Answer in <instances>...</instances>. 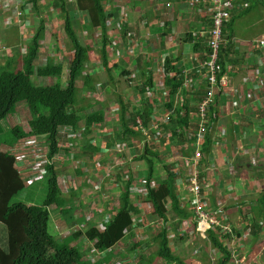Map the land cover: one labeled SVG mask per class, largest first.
I'll use <instances>...</instances> for the list:
<instances>
[{
  "label": "trees",
  "instance_id": "1",
  "mask_svg": "<svg viewBox=\"0 0 264 264\" xmlns=\"http://www.w3.org/2000/svg\"><path fill=\"white\" fill-rule=\"evenodd\" d=\"M104 3L105 0H75L77 13L84 14L87 19L86 24L82 26L83 29L92 35H95V32L99 34L100 42L96 52L100 59L101 69L107 74L109 81L112 83V71L118 68L117 64L109 66L111 40L108 24L113 18V13L106 11ZM28 4L36 13L44 9L41 5H38V0H29ZM52 6L57 9L62 18L63 31L71 46L66 86L60 84L63 67L59 63L56 64L54 59H47L45 64L36 66L41 44L45 40L46 27L42 18H39L38 27L31 38L27 39L29 41L24 53L19 51L16 46L14 48V58L7 57L5 66L0 68V136L2 134L1 122L8 116H15L18 112V106L23 105L30 117L28 121L29 132L26 134L20 124L10 129L9 134L13 136V140L10 142L9 148H14L27 135L45 140L46 145H42V148H45L44 174L42 177L45 176L47 189L41 205L12 203V199L24 191L28 185L26 182L29 181L22 180L20 173L16 170V158L9 152L0 150V224L7 231V252L0 250V264H121L128 259L129 253L135 252L137 249H139L138 264H156L157 262V264H187L172 251L170 245L172 239L166 228L168 217L171 216L173 221L181 224L188 219L194 221L197 219L195 210L198 206L210 214L215 211L227 212L223 207L210 206L207 193L203 194L204 199H202L200 205L195 204L193 210H190L183 205L182 201L186 198L185 195L181 196L179 188L181 181L187 179L185 190L190 195L191 175L197 173L198 184L202 186V192L205 193L202 184L204 177H200V168L207 164L211 137L209 138L206 132L201 146V157L196 163L194 158L196 139L191 138L190 134H197L198 105L207 93V83H202L197 91L195 89L190 92L183 89L184 73L178 66L181 58L173 59L169 55L163 56V52H165L164 40L171 35L169 24L164 23L162 28L158 27L150 31L152 36L157 37L156 44L159 45L161 51L159 59L162 61L163 74L160 76V90L165 97V103L162 107L166 118L164 117L163 123L157 121L155 116L157 101H152L156 99L155 91L157 87L156 75L152 73L155 58L152 55H144L143 58L137 56L135 67L141 79V83L137 87L140 98L137 100V107L129 106L127 102L125 103L121 99L118 100L120 134H118L117 140L118 146L128 144L133 140L142 143L143 149L139 156L135 158L136 161L145 163L147 170L142 172L139 181L129 175L126 178L124 187H122L120 200H118L119 204H114L111 208H104L105 210L99 207L96 210L97 216L94 217L89 214V222L85 226L88 218L85 215L79 217L74 215L77 208L86 209L83 206L85 204L79 200V193L75 192L73 187L70 186L74 180L70 176L64 181L68 183L64 187H67L71 192L67 197L62 194L57 182L61 174L66 175L71 172H68V170L60 172L64 165V159L60 154L61 150L65 148L61 145L59 131L62 127H68L74 131L79 130L81 137L85 136L82 146L78 150V155L75 157L77 161L74 162L75 167L82 165L79 168L80 171H77L76 174L83 178L87 172L84 166L86 163H83V161L78 162V158L82 154V157L92 159L95 154L100 153V149L94 146L95 138L92 135V130L105 123V112L97 110L86 115L85 110L89 105L77 109L79 104L84 101L79 96L81 89L76 86L77 81L82 82V90H95L94 75L88 72L85 75L83 74L86 65L90 61L91 47L80 41L76 29L79 27V23L74 19L75 14L73 16L68 11L67 0H54ZM233 7L231 19L223 27L222 43L217 62L218 81L223 75H226V68L229 64L235 66L231 52L235 48L234 28L238 21L243 20L252 13L255 16L264 15V0H234ZM132 8L133 10L136 9L135 7ZM128 36L130 35H125V37ZM146 36L150 37L149 34ZM135 37L136 34H134ZM187 38L190 41L192 40L190 34H187ZM262 38L264 36L256 41ZM135 39H139V37ZM208 39L209 31L207 50L204 49L205 56L210 54ZM195 45H197L195 50L200 51V42L196 41ZM8 47H10V44H8ZM5 49L4 45L3 50ZM19 56H22V66L18 69L17 65L15 66V61ZM121 75L129 78L131 73L126 70ZM33 77L40 79L55 78L57 82L52 86L37 85L33 82ZM219 94H222V91ZM191 97L196 98V100L190 99ZM137 118L141 120L142 128L136 125ZM152 136H154V141L150 138ZM63 141H66V139L63 138ZM152 142L154 145L162 144L167 151H170V148L173 147V149H178L181 152L175 160L184 158L187 159L184 166L191 165L187 167V175L184 174L185 178L180 169L177 171L176 168H173V165L164 164L163 152L154 150ZM111 143L104 141L101 146L109 149ZM131 150L135 154L139 149L131 147ZM160 153L163 154V158ZM164 153L167 155L170 152ZM56 156H59L61 161H56ZM52 160H54V164ZM156 162L163 164L165 176L162 179L156 176ZM120 165L123 166L124 163ZM123 168L125 167L123 166ZM25 174L27 176V173ZM120 175L119 173L118 177ZM134 182L135 186H133ZM138 190L145 191V194L141 195L142 204L149 205L152 208L150 216L152 223H161L156 229V235L152 238L151 246H156V248L151 257L144 256V249L148 247L147 238L144 236L143 240L137 241V236H134L135 229L142 227L139 222H136L140 210L131 200L133 195L141 194H138ZM89 197L87 196L85 199L95 200L97 202L95 204H98V206L105 203L107 205V201H109L108 199L105 200L104 195L100 194L97 199ZM81 200H83L82 196ZM53 206L60 211L67 224L74 223L75 229H79L80 226L84 227L64 239H60L58 235L57 237L50 235L48 232L51 217L50 208ZM246 214H249V212ZM257 214V219L252 217L249 223L245 222L248 225L245 226L246 229L253 227L255 223L258 225V219L264 217V194L260 198ZM225 223L231 228L237 241L235 249H228V239L232 240V238L223 236L221 231L208 227L202 232L210 250L219 255L215 264H235V259L246 264L242 259L245 234L242 229L232 226L229 216L226 217ZM191 225L193 230L198 229L196 224ZM260 230V226H257L256 232ZM253 235L255 236V234ZM128 237L132 242L127 245L125 241ZM180 239H183V237L180 236ZM179 240L176 242H179ZM82 243H84L83 245L89 243L93 247L95 253L92 255V261L84 259ZM124 249L128 251V254L124 252ZM130 263L132 264L133 261Z\"/></svg>",
  "mask_w": 264,
  "mask_h": 264
},
{
  "label": "rangeland",
  "instance_id": "2",
  "mask_svg": "<svg viewBox=\"0 0 264 264\" xmlns=\"http://www.w3.org/2000/svg\"><path fill=\"white\" fill-rule=\"evenodd\" d=\"M54 0H38V5H41L43 10L39 13L28 5L29 0H25L24 9L22 11L24 13V18L27 21V25L29 27V36L31 37L35 32L36 28L39 24V18H42L45 22V40L41 44V50L38 55V59L36 60V66H40L45 64L47 59H54L55 63H60L63 67V73L60 80V84L66 86L67 76H68V62L71 56L70 53V42L64 34L63 28L64 24L60 14L57 9L52 6ZM132 1V0H131ZM163 3L166 0H162ZM127 0H105V9L108 13H113V18L109 21V35L111 38V47L109 48V66L118 65V68L112 71L113 82L111 83L107 77V74L103 72L100 66V59L96 52L97 47L99 45V34L95 32V35L91 33H87L85 29H83V24H86L87 19L86 16L82 13H77L75 0H67V8L68 11L74 16L78 23L79 27H77V32L80 38V41L84 45H89L91 47V52L89 53V64L86 65V69L83 74L91 73L94 75L95 79V90H82V82L77 81L76 86L81 89L80 98H83V102H81L77 109H82L83 107H89L85 110V114H89L91 112H95L97 110H102L105 112V123L101 126H97L93 129L94 132L99 131V137L96 138V144L98 147L102 145V142L108 141L112 142L110 148L103 147L106 152L103 154H99L95 156V160L87 159L82 157V154L78 158V162L85 161L84 165L87 172L85 177H79L76 172L80 171V166L74 163L77 161L75 158L78 155V150H80L82 143L84 141L85 136H80L81 133L79 130H71V129H61L60 131V141L61 145L65 148L61 150L60 156L64 159V165L61 171L70 170V173L61 174L57 180L58 185L62 194L67 197L71 193L69 190H66L64 185H68L67 182H62L63 178L71 176L74 182L70 184L73 187L75 192L79 194V200L82 201L85 205H83L86 209H81L79 207L74 215L79 217L85 215L87 218L91 214L92 216H97V209L100 208H111L114 204L118 205L120 200V194L122 192V187H124L126 178L131 175L133 179L136 181L140 180L142 172L147 170V166L145 163L136 161V156H139L143 147L140 145L139 150L134 154L132 150H128V147L122 152H116V147L118 146L117 136L120 134V125L118 123V113L119 110V99L127 102L129 106L137 107L138 106V98H140V94L138 93L137 87L140 85L139 83V72L135 67V59L137 56L144 57L142 53H149L151 51L150 46L153 45L154 50H158L156 42L153 39H157L154 36L147 35L146 26L141 23V33L139 35L138 24L134 27V24L127 23V19H132V7L131 4H127ZM14 5V3L5 2V6ZM174 5V4H173ZM5 6L0 7V15H3ZM119 11V15H118ZM11 13L5 12L4 16L0 18V68L5 66L7 57L14 58V48L17 46L18 50L24 53L26 50V46L28 44L25 37H21L20 31L21 28L12 23L9 25L6 22V19H9ZM72 16V17H73ZM119 16H122V21L118 19ZM131 16V17H130ZM243 22L239 25V33L244 34L246 30V26L253 21L251 16L245 18ZM4 20V22H3ZM162 23H165V19H161L158 23H152V26L158 25L162 28ZM125 28V29H124ZM135 28V29H134ZM123 30V31H122ZM189 29L180 30L181 34H178L179 37H183ZM32 32V33H31ZM128 37H125V35ZM134 34L139 39L134 38ZM154 37V38H153ZM148 39V40H147ZM252 39V38H251ZM5 40V41H4ZM176 43H179V38ZM10 44V47H8ZM22 44V45H20ZM5 45L6 51H3V46ZM143 45V47H142ZM125 48V51H123ZM144 48V49H143ZM128 49V51H127ZM140 50H143L142 52ZM149 55V54H146ZM22 56L17 58V62L15 61V66L17 65L18 69L22 66ZM129 71L131 73L130 77H124L121 75L123 71ZM152 73L156 75L157 78V87L155 91L156 99L152 101L156 102V118H162L160 120H164L166 116L164 112V108L162 105L165 103V97L162 91L160 90L161 84V75L163 74V66L162 61L159 59V53H157V57L153 61ZM160 79V81H159ZM130 80V81H129ZM33 82L37 85H54L57 80L55 78H46L40 79L38 77H33ZM101 84V85H97ZM186 91H189L185 89ZM159 99V100H158ZM196 100V98H190ZM17 114L15 116H8L4 121L1 122L2 134L0 136V150L2 152H13L18 163H21L27 157L20 152L22 148L29 147V159L25 166H20L19 170L23 177V180L29 181L26 182L28 185L18 195H16L12 199V203H31L32 205H41L45 196H46V181L44 174V163H45V153L42 145H44L43 139H28V137H24L14 146V149H9L10 142L13 140V136L9 134L10 129L14 128L16 125H19L23 128L24 132L27 134L29 132L28 121L30 120L29 114L23 105L18 106ZM166 118V117H165ZM193 119V117H192ZM83 124V122H82ZM190 136H194L193 133ZM63 138L66 141H63ZM154 141V136L150 137ZM140 143L139 141L133 140L128 142L127 145H136ZM153 143V142H152ZM159 143V142H158ZM154 146V150H160L164 154V159L166 165H173L175 169V159L180 156V151L178 149L170 148V151L165 148L162 144L152 145ZM23 151V150H21ZM164 152H170L165 155ZM65 153V154H64ZM163 154L160 153L163 158ZM170 155V157H169ZM66 156V157H65ZM69 158V159H68ZM58 160L61 159L58 156ZM161 160V159H160ZM68 161V162H67ZM67 162V163H65ZM124 163V167L120 164ZM75 167V168H74ZM156 176H159L160 179L164 178L165 172L163 171V164L160 162H156ZM29 169L28 175L25 176L24 172ZM176 170V169H175ZM60 171V170H59ZM60 171V172H61ZM129 172V173H128ZM121 174L118 177V174ZM121 180V182H120ZM36 181V182H34ZM135 186V182L133 183ZM71 190V189H70ZM100 190V191H99ZM138 190L137 196H132V203H134L140 210V215L136 217V222H139L142 227L135 229L134 236H138L139 238H147L148 247L144 249L145 257H151L155 251L156 246H151L152 238L156 235V229L161 223H152L150 216L152 214V208L149 205L142 204L141 195L145 194V191ZM94 192V193H92ZM264 193V192H263ZM104 195L105 200L107 201L104 205L98 206L95 200L88 199L96 198L98 195ZM81 196L83 200H81ZM259 196H252L251 201L255 203L258 200ZM107 206V207H106ZM105 210V209H104ZM50 224H49V234L64 239L68 235L74 234L76 231L81 230L84 226H80L79 229H75V224H71L66 226L58 214L57 209L53 206L50 208ZM264 219V218H263ZM168 223L166 228L170 234L172 241H170V245L174 254L179 255L187 264H215V261L219 258L217 253H214L210 250L207 240L201 235L200 232L192 229L191 223H179L175 222L171 219V216L168 217ZM89 218L87 222H85V226L88 224ZM2 226V225H0ZM2 228L6 229L4 226ZM151 229H153L151 231ZM7 233V231H6ZM3 239L0 240V247L3 249L7 248V238L5 233H3ZM180 236L183 239H180ZM175 237V238H174ZM179 240V242H176ZM191 240V242H190ZM125 244L131 243V239L125 241ZM82 243V250L84 252V259L87 261L92 259V255L95 253L91 244ZM80 245V246H81ZM124 252L128 254V251L124 249ZM139 249L135 252L129 253L128 259L124 260L121 264H136L138 260ZM94 260V259H93ZM247 260V259H246ZM92 261V260H91ZM158 263V262H157ZM156 263V264H157ZM246 263V261H245Z\"/></svg>",
  "mask_w": 264,
  "mask_h": 264
},
{
  "label": "crops",
  "instance_id": "3",
  "mask_svg": "<svg viewBox=\"0 0 264 264\" xmlns=\"http://www.w3.org/2000/svg\"><path fill=\"white\" fill-rule=\"evenodd\" d=\"M5 2L11 3L12 0H3V5ZM21 3L24 6L25 0H21ZM128 3L136 9L132 8V19L128 18L127 23L134 24V27L138 24L139 35H142L141 23L146 26L147 34L152 37L150 31L159 27L152 26V23L165 19L171 35L164 40L163 56L181 58L178 66L184 76L188 75L192 80H198V76L203 72L199 65L207 59L204 49L207 50V36L211 27L210 17L203 8L196 11L190 7L189 0H166L165 3L162 0H127ZM166 4H169V9L166 8ZM253 14L249 15L253 21L246 26L244 34L239 33V25L246 20L245 18L238 21L234 28L235 48L231 56L235 66L229 64L226 68L229 86L215 93L214 103L209 110L211 120L207 134L209 138L211 137L210 154L206 166L200 168V177H204L202 183L205 188L204 194H208L210 206L223 207L229 214L232 226L242 229L245 234L242 259L246 264H264V217L258 219V225L255 223L253 227L245 228L248 226L245 222L249 223L252 217L258 218L259 201L264 194V38L256 41L264 36V15ZM2 16L0 15V18ZM121 17H118L120 21ZM185 29L189 31L183 37H179L180 30ZM187 34H190L191 41ZM153 41L156 42L155 39ZM196 41L200 42V51L195 50ZM158 46V50H154L155 46L151 45V51L142 54L156 58L157 53L161 52ZM220 91L222 94H219ZM92 135L95 138L94 146L100 149V153L96 155L105 153L106 150L102 146L95 145L99 131L92 130ZM141 144L127 147L128 150H131V147L139 149ZM22 154L29 158L26 151ZM96 155L93 156V160L96 159ZM27 158L22 159V166ZM175 162L176 170L180 169L183 176L187 175L185 163L180 160ZM69 177L63 178L62 182ZM186 181L187 179L182 180L179 188L181 196L185 195L187 199ZM252 196H259L255 203L251 201ZM248 212L249 214H246ZM58 214L64 224L69 226L60 211ZM257 226H260L261 230L256 232ZM3 233L7 238L6 229L0 226V240L4 238ZM0 250L7 252V248L0 247Z\"/></svg>",
  "mask_w": 264,
  "mask_h": 264
},
{
  "label": "built area",
  "instance_id": "4",
  "mask_svg": "<svg viewBox=\"0 0 264 264\" xmlns=\"http://www.w3.org/2000/svg\"><path fill=\"white\" fill-rule=\"evenodd\" d=\"M233 2L234 0H190L189 5L191 8L200 11L202 7L203 10L209 15L211 19V28L209 30V39H208V49L210 54L207 55V59L203 61L199 67L203 70L202 73L198 76V80H192L188 75L184 76V85L183 89H187L190 92L199 90L198 88L204 82L207 83L208 89L205 97L198 105L197 113V123L198 131L191 138H195V153L194 158L197 161L201 157V146L204 140L205 134L207 132V126L209 123V110L214 103L215 93L219 90L226 89L229 86V78L227 75H223L220 81H218L219 71L217 68L218 57L220 53V46L222 43V32L223 27L231 19L233 12ZM166 8L169 9V4H166ZM159 123L163 120L156 118ZM136 125L142 128L141 120L139 118L135 121ZM127 148V145L117 146L118 152H123V149ZM181 162L187 163V159L180 158ZM191 165H188L189 167ZM197 173H192L190 179V188L189 192L194 198L196 204L200 205L203 196H202V186L198 184ZM196 218L198 225L201 228L204 227H215L221 230L222 235L232 238L231 244L232 248L237 247V241L234 238L231 228L225 223L226 215L220 211H215L213 213H207L199 206L195 210ZM235 247V248H234ZM235 264H243L240 260L235 259Z\"/></svg>",
  "mask_w": 264,
  "mask_h": 264
},
{
  "label": "clouds",
  "instance_id": "5",
  "mask_svg": "<svg viewBox=\"0 0 264 264\" xmlns=\"http://www.w3.org/2000/svg\"><path fill=\"white\" fill-rule=\"evenodd\" d=\"M189 2H190V0H189ZM11 3H14V5H7V6H5V5H3V0L0 2V7H3V6H5V9H4V13H3V16H4V14H5V12H9V14L11 13V16H10V18L9 19H6V22L9 24V25H11L12 23H14L15 25H17L18 27H20L21 28V31H20V34H21V37H25V38H31L28 34H29V27H28V25H27V21H26V19L24 18V13H23V11H22V3H21V0H12V2ZM29 5V4H28ZM29 6H31V5H29ZM243 8H244V6H243ZM25 12V11H24ZM211 20V19H210ZM3 22H4V20H3ZM211 28V27H210ZM210 30V29H209ZM109 33H110V31H109ZM110 36V35H109ZM110 40H111V38H110ZM111 47V46H110ZM109 47V48H110ZM3 51H6V49L5 50H3ZM56 64H58V63H56ZM60 64V63H59ZM68 73V72H67ZM210 113V112H209ZM209 113H208V115H209ZM197 120V119H196ZM209 124H210V117H209V123H208V126H209ZM208 126H207V130H208ZM64 128H67V129H70V128H68V127H62L61 129H64ZM61 129H60V131H61ZM59 131V132H60ZM59 136H60V133H59ZM27 137H28V139H38L37 137H30V136H28L27 135ZM23 140H25L24 138H23ZM204 141V140H203ZM203 143V142H202ZM44 145H46L45 144V140H44ZM127 145V144H126ZM127 146H129V145H127ZM30 147V146H29ZM29 147H25V148H22L21 150H23V151H21L20 150V152L22 153V152H24V151H26L28 154H29V152H28V148ZM15 148V147H14ZM14 148H9L10 150L11 149H14ZM6 152H9V151H6ZM116 152H118L117 150H116ZM10 154H12L13 156H14V153L12 152H9ZM15 157V156H14ZM29 158H27L26 159V162L25 163H27V160H28ZM55 160L56 161H59L58 160V156H56L55 157ZM180 162H181V159H180ZM25 163H24V166H25ZM52 163L54 164V160H52ZM22 163H18V161L16 160V165H15V168H16V170L20 173V175H21V172H20V170H19V167L20 166H22L21 165ZM25 173H27V175H28V170H26L25 172H24V175L26 176V174ZM21 177H22V175H21ZM22 180H23V177H22ZM203 194H204V192H202V196H203ZM203 199H204V196H203ZM183 202V205L185 206V207H188L190 210H193V208H194V206H195V204H196V202L194 201V198L192 197V195L190 194V195H188V197H187V199H185V200H183L182 201ZM225 215H226V217H228L229 216V214L226 212L225 213ZM191 223V224H196L197 225V228L198 229H196L197 230V232H200L201 233V235L204 237V235H203V231L206 229V228H208V227H204V228H201V227H199V225H198V221H197V219H195L194 221H190V219H188V220H186V221H184L183 223ZM212 228H215V227H212ZM216 230H218L219 232L221 231L220 229H218V228H215ZM205 238V237H204ZM136 240L137 241H141V240H143L142 238H139L138 236H137V238H136ZM190 242H191V240H190ZM227 246H228V249H230V250H232L233 248H232V244H231V240H229L228 239V243H227ZM137 262V261H136ZM136 264H138V263H136Z\"/></svg>",
  "mask_w": 264,
  "mask_h": 264
},
{
  "label": "bare ground",
  "instance_id": "6",
  "mask_svg": "<svg viewBox=\"0 0 264 264\" xmlns=\"http://www.w3.org/2000/svg\"><path fill=\"white\" fill-rule=\"evenodd\" d=\"M221 78H222V77H221ZM221 78H220V79H221ZM219 81H220V80H219ZM162 123H163V122H162Z\"/></svg>",
  "mask_w": 264,
  "mask_h": 264
}]
</instances>
